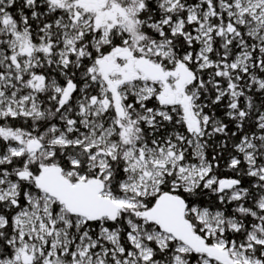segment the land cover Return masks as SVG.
<instances>
[{
    "label": "snow or ice",
    "instance_id": "1",
    "mask_svg": "<svg viewBox=\"0 0 264 264\" xmlns=\"http://www.w3.org/2000/svg\"><path fill=\"white\" fill-rule=\"evenodd\" d=\"M0 264H264V0H0Z\"/></svg>",
    "mask_w": 264,
    "mask_h": 264
}]
</instances>
